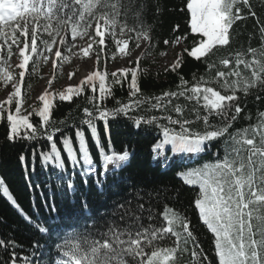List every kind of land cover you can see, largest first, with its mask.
Here are the masks:
<instances>
[{
	"label": "snow or ice",
	"instance_id": "6c2138e0",
	"mask_svg": "<svg viewBox=\"0 0 264 264\" xmlns=\"http://www.w3.org/2000/svg\"><path fill=\"white\" fill-rule=\"evenodd\" d=\"M240 4L255 17L249 0H186L181 9L187 11L190 33L198 34L192 47L183 51L203 61L207 75L193 74L191 82L181 75L175 90L147 96L138 83V56L137 68L125 67L110 74L97 68L77 85L58 92L46 89L38 97L40 106H33L29 112L23 107L27 74H36L41 63L51 61L57 69L58 61L68 62L70 57L65 52L77 55L73 49L78 47V38H87L86 47L79 51L84 57L95 52L97 65L107 47L106 36L116 52L130 55L129 40H135L137 48L141 39L151 41V25L145 26L143 17L149 8L154 7L156 14L160 8L149 0H0V81L11 83L13 89L5 101H0V123L6 124L7 141L43 136L49 150L41 151L39 158L45 167L58 170L67 191L75 192L74 177L78 173L84 185L94 177L95 186L103 192L107 176L123 170L132 157L127 147L116 151L111 146L110 119L123 116L137 129L154 128L161 139L152 145L153 159L162 162V167H167L171 159L165 151L168 145L172 154H197L213 141L227 137L223 158L181 170L176 177L187 186H198L192 203L200 222L213 235L215 264H264V112H258L256 123L230 132L242 112L237 93L247 96L264 85V26L259 29V47L212 59L219 49L229 46L230 30L245 18ZM130 17L136 21L135 26H129ZM179 28L175 25L173 32ZM188 35L176 36L172 43L181 45ZM13 56L19 61L15 66L10 63ZM181 66L182 55L178 54L165 71L175 72ZM129 73L127 102L117 100V107L107 108L104 102L115 99L114 86H122ZM74 75L70 72L69 79ZM48 83L51 85L52 80ZM86 89L91 90L86 97L90 107H83L80 124L90 133L100 163L93 159L85 131L77 127L75 145L71 137L60 138L69 162L66 165L55 140L60 129L52 127L55 100L72 101L84 95ZM33 115L39 117L38 124L30 119ZM98 121L103 122L107 146L101 142ZM19 159L24 161V155ZM167 191L131 183L94 210L87 199H81V223L70 234L62 232L52 239L59 226L25 213L0 178V195L35 233L52 239L53 255L47 264H213L187 216L164 203ZM50 211H55L54 204ZM18 247L14 239L0 238V251L8 253L0 264H43L42 249L48 247L47 242L33 240L28 255H21Z\"/></svg>",
	"mask_w": 264,
	"mask_h": 264
},
{
	"label": "trees",
	"instance_id": "16d2710c",
	"mask_svg": "<svg viewBox=\"0 0 264 264\" xmlns=\"http://www.w3.org/2000/svg\"><path fill=\"white\" fill-rule=\"evenodd\" d=\"M149 3L158 5L160 13L156 14L153 7L149 8L143 17L144 25H151L150 34L152 39L147 41L144 55L139 61L137 76L141 92L144 95L152 96L159 95L164 91L175 90L181 75L191 82L193 74L198 77L201 74L207 75V73L203 61H197L183 51L184 48L190 49L192 47L193 40L198 35L190 33L187 23V11L186 9L181 11V9L185 8L186 0H149ZM249 3L251 11L256 14L255 17L249 14L248 8L243 4L238 5L242 9V15L245 18L237 21L230 30L231 39L229 46L219 49L212 59L226 56L229 52H246L249 47L256 48L260 46L259 29L264 26V0H249ZM127 22L129 26L136 25V21L131 17ZM177 24L180 25V28L174 33L173 28ZM185 33H189V35L183 41V48L178 52V54L182 55V66L175 72L171 70L165 71L167 68L159 69L161 53H166L174 45L172 41L176 36H184ZM123 39H128V37L124 36ZM165 40H168L169 43L165 44ZM105 42L108 43L107 49H110L113 53L116 52V47L110 37L106 36ZM94 48L97 49V46L95 45ZM137 49L136 41L129 40L130 55L135 53ZM105 62H107L106 59ZM133 68H137L136 61L132 63ZM99 69L105 70L106 68L100 65ZM107 72L110 74L108 70ZM29 73H31V69H29ZM40 73L39 69L36 74L26 75L23 86L25 93H28L39 82ZM130 79L131 73L128 74V79L123 82L122 86H114L113 94L115 99L108 98L104 102L107 108L117 107V100L127 102L128 81ZM109 81H111L110 75ZM88 95H91L90 89H86L84 95L74 97L72 101H60L58 98L55 100V107L51 116L52 127L60 129L59 132L55 133V140L57 146L61 148L66 165L69 162L66 155L63 154L60 138L62 136L71 137L75 145L77 127H82L85 131L93 159L98 164L100 163L90 133L86 126L80 124V120L83 118V107H90L86 100ZM237 95L242 112L233 123L230 132L256 123L258 112H264V85L260 89H252L247 96L242 92H238ZM257 96L260 98L257 99ZM137 114L139 113H133V115ZM30 119L34 124L39 123V117L35 115L30 117ZM97 127L101 142L107 146L103 122L98 121ZM194 127L199 128V126ZM109 128L111 131V146L116 151H121L127 147L132 152V157L123 170L110 173L107 176L103 192L95 186L94 177H89L88 184L84 185L78 173L74 177L75 192L67 191L64 187V181L59 178L58 170H53L50 165L45 167L39 158L41 151L49 150V142L43 136L37 140L8 142L6 139V124L3 123H0V178L3 179L19 207L25 213L34 219H47L48 223L59 226L54 229L52 239H55L56 235L62 232L70 234L81 223L78 219L81 199H87L90 209L94 210L100 207L105 199H114L115 193L126 188L131 183L166 188L168 191L164 203L187 216L191 222L190 226L194 235L205 253L208 254L209 259L213 260V264H215L213 235L200 222L198 212L192 203L199 191L198 186L185 185L181 179L176 177V173L205 163L215 162L217 157L223 158L227 147L225 144L227 137L213 141L210 146L199 153L201 157L195 162L179 164L176 161L170 167H162L161 162L155 164L153 159L152 145L161 139L160 134L154 128L141 126L137 129L133 126L131 120L123 116L117 119H110ZM170 148V145L165 148L166 154L169 156L172 155ZM34 151L36 155L33 154ZM21 155H24V161L19 159ZM69 171H71L70 166ZM53 204L55 205V211H50V206ZM261 213L264 214V207L261 208ZM0 238L14 239L17 245L20 246L16 250L21 255H28L32 251L30 246L33 240L38 239L41 244L47 242L48 247L42 249L41 260L43 264H47L52 258V239L41 237L35 233L2 195H0ZM7 256L8 253L0 251V259H4Z\"/></svg>",
	"mask_w": 264,
	"mask_h": 264
},
{
	"label": "rangeland",
	"instance_id": "374dc122",
	"mask_svg": "<svg viewBox=\"0 0 264 264\" xmlns=\"http://www.w3.org/2000/svg\"><path fill=\"white\" fill-rule=\"evenodd\" d=\"M69 41H71L70 36ZM87 42V38H78L75 42L78 47L73 49L74 52H77V55L73 56L71 55V53L65 52V54L69 55L70 59L68 62L58 61L60 67L57 69L53 68L51 61L47 63H41L39 67L41 72L39 82L28 93H26L25 103L23 106L24 109L31 112L33 110V106L38 108L40 106L38 97L39 95L44 93L46 89L50 92H58L63 90L68 85H77L81 79L89 74L90 71L96 70L100 67V65L106 68L110 73L117 69L125 67L132 69L133 61H136V58L138 56L143 57L147 45V40L141 39L140 47L135 53L127 56H122V54L115 52V57H113V52L110 49L105 48L104 53L101 54V61L97 65L95 63V52L91 53L89 57H84L82 52L79 51V48L86 47ZM106 45H108L107 42ZM183 46V43L181 45L174 44L166 52V55H162L158 65L159 69L168 68L176 60L178 52L183 48ZM96 50L98 51V48ZM105 59L107 60V62H105ZM18 62L19 61L16 56H13L11 58L10 63L13 66L18 64ZM15 71L18 72L19 69H15ZM70 72L75 73V75L71 79H69L68 76ZM53 77H55V79H53ZM49 80H52L51 85H49L48 83ZM11 91H13L11 83L5 85L3 81H0V101H5L7 95ZM190 156H193V154H190ZM170 157L171 159L167 167L172 165V163L174 162L175 154L170 155ZM200 157L201 154H199V158ZM189 158V160H191V157ZM154 163L157 164V160H154Z\"/></svg>",
	"mask_w": 264,
	"mask_h": 264
}]
</instances>
